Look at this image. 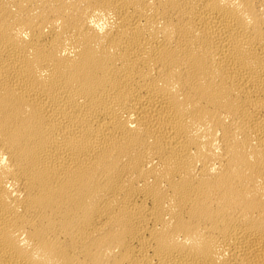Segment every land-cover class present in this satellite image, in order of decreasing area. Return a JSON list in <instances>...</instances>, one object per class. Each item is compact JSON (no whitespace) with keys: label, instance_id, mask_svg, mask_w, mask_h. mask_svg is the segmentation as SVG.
Segmentation results:
<instances>
[{"label":"bare ground","instance_id":"1","mask_svg":"<svg viewBox=\"0 0 264 264\" xmlns=\"http://www.w3.org/2000/svg\"><path fill=\"white\" fill-rule=\"evenodd\" d=\"M0 264H264V0H0Z\"/></svg>","mask_w":264,"mask_h":264}]
</instances>
